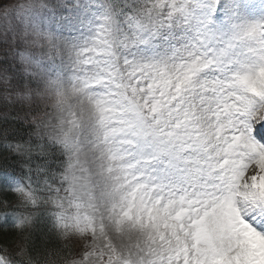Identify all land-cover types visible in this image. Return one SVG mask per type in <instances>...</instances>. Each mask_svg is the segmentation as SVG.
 <instances>
[{"label":"snow or ice","instance_id":"6c2138e0","mask_svg":"<svg viewBox=\"0 0 264 264\" xmlns=\"http://www.w3.org/2000/svg\"><path fill=\"white\" fill-rule=\"evenodd\" d=\"M0 264H264V0H2Z\"/></svg>","mask_w":264,"mask_h":264},{"label":"rangeland","instance_id":"374dc122","mask_svg":"<svg viewBox=\"0 0 264 264\" xmlns=\"http://www.w3.org/2000/svg\"><path fill=\"white\" fill-rule=\"evenodd\" d=\"M0 2H2V0H0ZM12 2H15V0H12Z\"/></svg>","mask_w":264,"mask_h":264}]
</instances>
